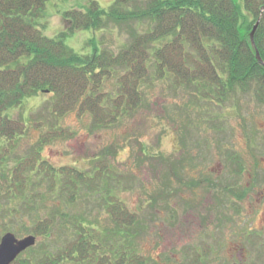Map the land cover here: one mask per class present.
Here are the masks:
<instances>
[{
	"label": "rangeland",
	"instance_id": "rangeland-1",
	"mask_svg": "<svg viewBox=\"0 0 264 264\" xmlns=\"http://www.w3.org/2000/svg\"><path fill=\"white\" fill-rule=\"evenodd\" d=\"M90 1L48 2L45 35L57 37L64 29L62 14L85 9ZM95 1L107 9L114 0ZM150 27L145 21L80 30L66 44L92 54L95 40L99 49L117 54L131 43L134 30ZM153 71L141 90V108L109 128L94 127L92 115L78 109L54 114V96L47 92L7 113L25 134L15 143L0 142V243L7 233L19 240L34 235L39 221L52 220V234L36 236L34 248L62 250L83 223L101 233L103 249L109 242L147 264H264V102L253 92L211 100L176 86L173 77L158 81ZM117 75L103 83L113 97ZM241 167L244 173L236 175ZM74 169L85 175L83 182ZM225 176L252 192L234 203L229 190L209 191L204 183ZM116 201L135 218L133 227L113 220ZM124 230L129 234L119 235Z\"/></svg>",
	"mask_w": 264,
	"mask_h": 264
},
{
	"label": "trees",
	"instance_id": "trees-1",
	"mask_svg": "<svg viewBox=\"0 0 264 264\" xmlns=\"http://www.w3.org/2000/svg\"><path fill=\"white\" fill-rule=\"evenodd\" d=\"M50 1L0 0V142L15 143L25 134L7 113L44 92L54 96V114L78 109L92 115L94 127H112L141 108V90L152 69L156 80L173 77L176 86L191 87L211 100L253 92L264 102V65L256 58L258 51L264 61V0H114L107 9L94 0L85 9L65 11L63 31L48 37L43 22ZM145 21L149 30H134L131 43L117 54L99 49L95 40L92 54H78L66 44L80 30L98 32L111 24ZM258 21L254 47L251 33ZM116 75L119 86L113 97L102 89ZM72 171L84 181L81 171ZM110 208L120 227H133L135 218L121 202ZM53 225L52 220L39 221L33 234L45 239ZM100 235L81 223L62 250L37 244L14 264H147L126 249L118 253L108 240L103 249Z\"/></svg>",
	"mask_w": 264,
	"mask_h": 264
},
{
	"label": "water",
	"instance_id": "water-1",
	"mask_svg": "<svg viewBox=\"0 0 264 264\" xmlns=\"http://www.w3.org/2000/svg\"><path fill=\"white\" fill-rule=\"evenodd\" d=\"M260 21L254 26L251 33V42L255 47V35L258 30ZM258 62L264 65L259 52H256ZM36 237L28 236L22 240H18L14 234H6L0 243V264H13L14 261L26 250L36 245Z\"/></svg>",
	"mask_w": 264,
	"mask_h": 264
},
{
	"label": "flooded vegetation",
	"instance_id": "flooded-vegetation-1",
	"mask_svg": "<svg viewBox=\"0 0 264 264\" xmlns=\"http://www.w3.org/2000/svg\"><path fill=\"white\" fill-rule=\"evenodd\" d=\"M237 162H238V161H237ZM239 164H242V162H240ZM220 169H221V173H223V171H222V167H221V166H220ZM244 170H245L244 167L239 168V170L237 171L236 175L239 174L240 172H243ZM243 173H244V172H243ZM243 173H241V175H242ZM223 178L225 179L226 182H220ZM223 178H217L216 181H215L214 179H209V180L204 181V183H206L207 186H208V185H211V187H210L211 189H209V191L212 190V189H217V188H219V189H221L220 192L222 191V192L224 193V191L222 190V188H224V189H226V190H229L230 192L228 191V192H226V194H227V195H231V196H235V197H234V203H237L238 201H241L244 197L247 196V194H248L249 192H252V191H250V189H249L248 186H246L245 188H240V187L236 186L235 183H233V185H232V182H231V181H234V180H233V179H230L229 176H225V177H223ZM219 182H220V183H219ZM228 182H230V184H229ZM241 185H242V184H241ZM188 186H189L190 188L192 187V186H190V185H188ZM221 186H222V187H221ZM235 189L238 190L239 192H238V193H235V192H234ZM241 189H243V190L245 191V193H241ZM209 193H210V192H209ZM209 193H208V194H209ZM216 201L219 202L220 205L222 204L221 199H219L218 197L216 198ZM215 203H216V202H215ZM218 210H220V207L216 206V212L219 214V216H220V217L225 216L224 214H220V212H219ZM239 259H241V258H239ZM231 264H239V263L236 262V261H234V262H232Z\"/></svg>",
	"mask_w": 264,
	"mask_h": 264
}]
</instances>
